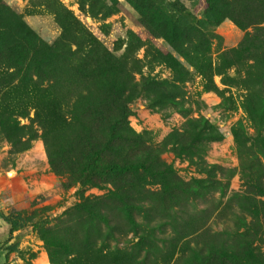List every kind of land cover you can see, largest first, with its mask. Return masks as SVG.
<instances>
[{
  "label": "rangeland",
  "instance_id": "obj_1",
  "mask_svg": "<svg viewBox=\"0 0 264 264\" xmlns=\"http://www.w3.org/2000/svg\"><path fill=\"white\" fill-rule=\"evenodd\" d=\"M0 32V264H264V0H0Z\"/></svg>",
  "mask_w": 264,
  "mask_h": 264
},
{
  "label": "trees",
  "instance_id": "obj_2",
  "mask_svg": "<svg viewBox=\"0 0 264 264\" xmlns=\"http://www.w3.org/2000/svg\"><path fill=\"white\" fill-rule=\"evenodd\" d=\"M175 26L176 25H174V27ZM173 34H175V31ZM3 36H4V34L2 32H0V42H2ZM111 63L112 62H108L107 64H109V65L107 66V68H105L101 71L104 76H115V75L119 74V72L120 73L122 72V69H121V71H119L118 66H114ZM105 72H108V75H106ZM138 167L139 166L137 164L129 165V166H121L118 164H111V165H108L106 167H102L101 169H102V171H107V172H117V171L126 172V171H130V170H135ZM95 171H97L96 167L90 168V166H89L88 169L86 170V172L84 173V176H85L84 180L82 179L81 181L83 183L92 181L94 179L93 176L95 175L94 174ZM4 219L10 225V232H13L19 228L25 227L30 221V217L23 216L21 213H13L11 215H7L4 217ZM7 248L9 251H13L17 248V245L12 244V245H9Z\"/></svg>",
  "mask_w": 264,
  "mask_h": 264
}]
</instances>
